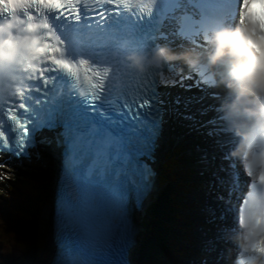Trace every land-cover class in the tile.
Listing matches in <instances>:
<instances>
[{"label":"snow or ice","instance_id":"6c2138e0","mask_svg":"<svg viewBox=\"0 0 264 264\" xmlns=\"http://www.w3.org/2000/svg\"><path fill=\"white\" fill-rule=\"evenodd\" d=\"M102 2L111 5L112 8L107 11L92 10L94 15H87L86 18L103 22L111 15H119L123 10L134 19L143 21L146 17L149 19L152 17L157 0H102ZM79 3L80 0H26L22 5L24 18L34 25L31 29L34 33V47L39 50L43 58L35 74L27 75L24 79L25 81L38 80L40 83L25 84L7 97L0 98L4 104V120L10 123L9 131H5L4 120H0V155L4 157L0 159V169H3L12 159L21 163L39 159L40 149L50 146L49 137L44 135L45 132H57L53 139L63 140L57 131L64 128L59 114H53V119L45 120L35 127H30L32 121L29 118L19 115L21 111H26L28 108L24 103L25 93L35 91L43 98L46 89L56 79L58 73L75 80L83 72L84 80L91 89L87 95L89 108L95 111L96 105L102 102L106 86L110 87L108 77L114 72L117 77L126 81H135L137 85L132 103L121 102L120 108L121 113L127 115L125 122L139 126L140 135L147 136L149 145L157 142L165 117L169 114L183 121L190 132H195L210 142L208 147H198L199 162L205 166L203 172H208L210 175V189L222 190L216 195V201L224 205V210L218 213L217 208L212 204H205L202 209L206 223L216 227L215 232L212 235L205 234L201 242V252L204 256L200 264H227L228 261H232L233 264V260L240 252L239 245H235V256L229 248L218 249V246L233 243L230 232L234 229L226 223V217L232 209V200L239 199L237 190L242 183L241 172L249 178L251 176L246 173L239 159L230 155L236 138L218 110V102L222 96V93L217 91L219 87L206 70L193 71L178 61L162 64L143 76L134 77L114 54H110L106 63H93L83 57L79 59L68 57L64 41L49 22L48 14L54 13L56 19L79 20L81 18ZM173 3L174 7L169 13L157 21L156 34L150 38L152 43L140 40L137 44L143 48H150L162 40L173 48L189 43L197 48L206 45V40L191 39L188 36L185 21L190 17L182 11L184 0H173ZM242 4H244L243 10L246 11L245 0H242ZM84 11L87 13L89 10L85 8ZM241 11L240 7L238 23L241 22ZM166 26L172 27L169 31H165ZM201 35L202 33L198 31L197 36ZM188 81L191 83H187ZM161 87H179L181 92L171 100H167L160 90ZM44 102H47L46 98ZM144 121H147L146 125ZM10 134L11 138H9ZM25 137H28V140H25ZM152 154L151 151H147L143 155H138L133 149L126 152L120 161L117 183L109 189L105 197V211L119 220L121 226H125V221L131 220L137 202L142 200L148 189L151 180L149 169L152 164L149 157ZM6 179H8L7 175L0 173V181ZM261 179L264 180V173L261 174ZM251 187L255 188L256 182ZM213 253H216L214 259Z\"/></svg>","mask_w":264,"mask_h":264},{"label":"clouds","instance_id":"9594fccd","mask_svg":"<svg viewBox=\"0 0 264 264\" xmlns=\"http://www.w3.org/2000/svg\"><path fill=\"white\" fill-rule=\"evenodd\" d=\"M26 0H0V94H6L20 72L37 67L40 52L34 47V33L22 11ZM241 22L235 26L213 27L203 52H172L157 47L150 57L130 52V66L143 71L146 61L183 60L194 66L203 58L227 89L218 110L237 137L230 155L240 158L246 173L256 182L249 187L237 212L240 252L233 264H264V0H245ZM12 90H16L12 88ZM246 201V202H245Z\"/></svg>","mask_w":264,"mask_h":264},{"label":"trees","instance_id":"16d2710c","mask_svg":"<svg viewBox=\"0 0 264 264\" xmlns=\"http://www.w3.org/2000/svg\"><path fill=\"white\" fill-rule=\"evenodd\" d=\"M36 187V186H35ZM170 195V197H168ZM167 194L166 191H164L163 195H160L158 200L153 204V206L150 208V212L147 214L145 223L143 224V249H142V257L145 258V253H152L154 254L156 249L155 245L163 244L161 240H165L167 235V230H172L170 223V217H169V209L171 206L172 201V195ZM171 199V201H170ZM34 213V212H33ZM33 214H30L28 216V221L23 223L27 224V230L29 232V223L30 220L33 219ZM174 226V225H173ZM177 227V225H175ZM14 227L17 229L15 232L16 235L24 236V233L22 231V234L19 233L21 229L16 224ZM4 228V226H3ZM9 228H13V224L9 226ZM5 233H8V230L4 228ZM13 233V232H12ZM14 234V233H13ZM6 235V234H5ZM15 235V234H14ZM29 237H20V238H14L11 236L12 244L23 247L24 253H22V257H18V261H15V264H37L42 257V254L45 252L44 243L41 241L34 243V240L32 239V236L28 233ZM19 241H24L23 243H20ZM27 247L25 248L24 246ZM40 257V258H39ZM148 258V257H147ZM149 259V258H148Z\"/></svg>","mask_w":264,"mask_h":264},{"label":"rangeland","instance_id":"374dc122","mask_svg":"<svg viewBox=\"0 0 264 264\" xmlns=\"http://www.w3.org/2000/svg\"><path fill=\"white\" fill-rule=\"evenodd\" d=\"M203 166V165H202ZM49 188L48 187H46V190H48ZM185 199H188V195H185V197H184ZM44 199V197H42V200ZM46 200H47V198H46ZM45 200V201H46ZM38 206V208L40 209V216H41V212H43L42 211V207L45 205L44 203H40V202H38V204H37ZM42 206V207H41ZM194 210H195V212H196V206L194 207ZM195 212H193L192 213V215H195L196 213ZM41 219H43L42 218V216H41ZM41 219L38 221V223L36 224V225H34V236H32V239L34 240V243H36V242H39V241H41L42 243H44V250H45V252L47 253V255H46V259L47 258H49V255H50V252H51V247H50V245H48L47 244V242H46V239H45V233H44V231H42V233H38L37 231H38V228L40 229V230H43L44 228H43V226L45 225V224H47V226H48V221L47 222H44V224L42 225H40L39 226V224L41 223ZM39 226V227H38ZM8 236H9V234H8ZM10 237V236H9ZM9 241L8 240H4L3 241V243H2V247L4 248V249H7V250H9ZM37 244V243H36ZM21 250H22V248H19V251L17 250V251H14L13 253H18V252H20L21 253ZM49 252V253H48ZM23 256V255H22ZM22 256H19V258H21ZM17 260V259H16ZM18 261V260H17ZM11 264H15V263H11Z\"/></svg>","mask_w":264,"mask_h":264},{"label":"bare ground","instance_id":"6f19581e","mask_svg":"<svg viewBox=\"0 0 264 264\" xmlns=\"http://www.w3.org/2000/svg\"><path fill=\"white\" fill-rule=\"evenodd\" d=\"M161 147H162V146H161ZM161 152H163V151H161ZM52 154H53V156L55 157V151H53ZM194 154H198V155H199L200 153H199V151H198V152L195 151ZM43 156H44V155H41L40 158L37 159V160H31L30 163H33V162H35V161H36V162H39V163H40V162H41V163H45V162H44V159H46V158H42ZM41 158H42V159H41ZM50 215H51V204H50V203H47V204H45L44 207H43L42 218H43V219L46 218V217L48 218V227H49V224H50V220H49V219H50ZM214 255H216V254H214Z\"/></svg>","mask_w":264,"mask_h":264}]
</instances>
